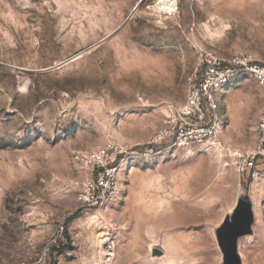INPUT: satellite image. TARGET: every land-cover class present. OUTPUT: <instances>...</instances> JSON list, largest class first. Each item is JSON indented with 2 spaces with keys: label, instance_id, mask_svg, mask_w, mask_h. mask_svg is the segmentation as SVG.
I'll use <instances>...</instances> for the list:
<instances>
[{
  "label": "rangeland",
  "instance_id": "rangeland-1",
  "mask_svg": "<svg viewBox=\"0 0 264 264\" xmlns=\"http://www.w3.org/2000/svg\"><path fill=\"white\" fill-rule=\"evenodd\" d=\"M170 1L0 0V264H226L218 232L242 198L256 218L242 263L264 264V173L235 160L258 137L256 80L218 94L217 147L152 145L204 52L264 62V0ZM109 146L122 197L81 208L78 157Z\"/></svg>",
  "mask_w": 264,
  "mask_h": 264
},
{
  "label": "built area",
  "instance_id": "built-area-1",
  "mask_svg": "<svg viewBox=\"0 0 264 264\" xmlns=\"http://www.w3.org/2000/svg\"><path fill=\"white\" fill-rule=\"evenodd\" d=\"M202 56L201 69L189 80L185 103L177 111V116L157 132L152 145L217 147L221 144L220 136L225 125L218 99L223 88L233 79L247 74L256 80L264 94V62H258L251 55L236 56L230 60H223L209 52H204ZM257 130L258 139L254 147L235 149L238 174L253 180L264 173V108ZM115 150L114 146H109L88 152L83 158L78 157L91 173V179L79 196L81 208L97 209L122 197L119 175L125 164L122 161L117 163Z\"/></svg>",
  "mask_w": 264,
  "mask_h": 264
},
{
  "label": "water",
  "instance_id": "water-1",
  "mask_svg": "<svg viewBox=\"0 0 264 264\" xmlns=\"http://www.w3.org/2000/svg\"><path fill=\"white\" fill-rule=\"evenodd\" d=\"M96 46H99V44L93 47ZM88 50L83 51L82 53L76 55L66 62L61 63L55 68H59L65 65L67 62L80 57L81 54ZM254 221L255 218L253 203L248 198H242L239 200L234 214L226 220L218 232L219 245L225 256L226 264H243L241 254L239 252V240L241 237L245 235H251L253 233L252 226ZM162 255L163 252L158 249L154 250L153 252V256Z\"/></svg>",
  "mask_w": 264,
  "mask_h": 264
},
{
  "label": "bare ground",
  "instance_id": "bare-ground-1",
  "mask_svg": "<svg viewBox=\"0 0 264 264\" xmlns=\"http://www.w3.org/2000/svg\"><path fill=\"white\" fill-rule=\"evenodd\" d=\"M170 0H162L160 6H163L162 10L171 11L174 8V4ZM159 8V7H158ZM161 9V8H160ZM133 16V15H132Z\"/></svg>",
  "mask_w": 264,
  "mask_h": 264
},
{
  "label": "crops",
  "instance_id": "crops-1",
  "mask_svg": "<svg viewBox=\"0 0 264 264\" xmlns=\"http://www.w3.org/2000/svg\"><path fill=\"white\" fill-rule=\"evenodd\" d=\"M263 111V110H262ZM257 139H258V137H257ZM256 142H257V140H256ZM232 211V210H231ZM231 211L229 212V213H231ZM232 216V215H231ZM231 216H229V214H228V217H231ZM255 220H256V218H255ZM254 223H255V221H254ZM252 231H253V233L251 234V235H254V224H253V226H252ZM250 235V236H251ZM241 239V238H240ZM240 241V240H239Z\"/></svg>",
  "mask_w": 264,
  "mask_h": 264
}]
</instances>
